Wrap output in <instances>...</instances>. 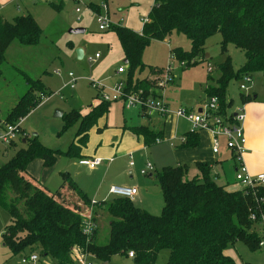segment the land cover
<instances>
[{"label": "trees", "instance_id": "16d2710c", "mask_svg": "<svg viewBox=\"0 0 264 264\" xmlns=\"http://www.w3.org/2000/svg\"><path fill=\"white\" fill-rule=\"evenodd\" d=\"M45 1L56 11L63 5L61 0ZM146 19L140 32L120 25L110 28L117 35L130 72L125 81L127 92H136L142 97L155 95L160 69L144 64L141 54L151 40H164L172 32L181 33L190 41L188 51L181 47L169 50V57L184 68L205 60V40L215 33L221 35L222 51L229 43L243 51V64L234 71L227 58L218 66L221 74L216 85L206 88V97L218 98L222 115L229 113L232 104L231 100H225V88L232 77H251L254 72H260L264 84V0H153ZM40 34L41 29L30 14L16 16L11 21L0 15V67L4 51L12 40L33 45ZM135 69H146V75L133 77ZM24 76L27 90L6 112L2 122L14 124L46 97L38 79ZM253 96L240 94V101L245 104ZM109 104L110 101L101 99L83 114L72 109L62 115L66 125L78 123L64 151L48 148L36 137H25L24 144L0 164V208L9 216L1 242L7 249L8 259L35 253L38 256L36 264H79L75 257L78 251L102 262L117 254L128 257V252L132 251L130 258L134 264H155L158 252L166 249L168 259L164 264H235L225 253L228 245L242 241L250 249L259 248L260 229L257 231L255 224L263 219L264 185L254 192L242 187L228 189L215 182L209 162L178 163L155 171L163 197L159 215L137 207L128 197L92 201L70 177L65 178L90 209L93 227L89 233L83 232L79 208L65 206L58 201L57 190L49 193L24 177L28 164L35 158L50 167L58 155L82 157L81 150L87 143L89 130L105 115ZM139 110L146 114L145 108ZM127 129L140 136L145 146L156 144L157 137L162 139L161 129L146 125L127 126ZM198 144L197 132L188 131L180 147ZM192 167L198 173L191 175ZM102 211H106L110 219L107 237L99 240L98 218Z\"/></svg>", "mask_w": 264, "mask_h": 264}, {"label": "rangeland", "instance_id": "374dc122", "mask_svg": "<svg viewBox=\"0 0 264 264\" xmlns=\"http://www.w3.org/2000/svg\"><path fill=\"white\" fill-rule=\"evenodd\" d=\"M54 1L57 2V0ZM152 4L153 0H63L62 7L56 11L49 8L45 0H0V15L6 20L11 21L16 16L30 14L41 29L36 44L27 45L12 40L4 51V61L0 67L2 73L0 76V122L4 118L6 108L13 106L27 90L24 75L38 79L43 85L46 96L41 98L40 103L25 116L17 120L22 133L14 138V146L20 145L22 138L36 137L42 145L51 149L64 151L68 147L76 133L78 123L66 125L62 115L72 109L78 110L81 114L85 113L90 105L99 103L101 100L99 92L111 95L112 87L118 82L125 85L130 73L114 29L99 30L93 12L105 5L112 22L122 19L121 27L140 32L142 19H146ZM76 8L79 9L78 12ZM79 27L84 29L83 32H69L70 29ZM220 41L219 33L208 37L204 44L205 55H207L205 60L202 63L189 65L187 68H184L176 59L169 57V50L174 47L190 50L189 39L181 33L172 32L164 40H151L143 49L141 61L160 69V75L164 74L162 70L168 64L170 66V81L158 90V95L162 96L167 103L166 112L164 114L154 112L151 120L161 121L166 116V127H173L176 124L179 142L190 126L184 118L176 116V111L184 108L195 110L200 107V103L206 98V88L214 87L221 74L218 66L227 58L230 59L234 71L244 62L243 51L231 43L227 44L222 51ZM69 43L72 46H69ZM77 48L82 50L80 58L76 56ZM208 66L212 67L211 72H207ZM118 67L123 69V73L116 75L114 71ZM145 70L135 69L132 76H144ZM245 77L246 75L232 77L226 85L225 100L232 102L228 109L230 112H234L235 107L241 105L240 94L250 93L264 97L261 73L254 72L250 77L251 83L242 90L239 86L245 84ZM71 78L75 80L72 88L68 84ZM90 81L100 84V90L92 87ZM55 111H61L63 114L56 117ZM136 114L135 106L127 108L120 100L110 101L106 117L100 119L102 120L100 129L97 130L93 126L89 130L87 143L81 150L82 157L58 155L55 163L50 167H45L38 158H35L28 164L29 174L51 192L64 188V184L60 187L63 179L70 177L77 188L90 200L108 199L109 196L105 194V191L102 194L94 191L98 181L104 179L103 163L90 170L83 161L87 159V156L103 159L97 156L99 147L110 143L116 135L120 134L119 127L122 126L124 119L130 122L135 117L139 118L140 123L144 121ZM170 143L174 142L170 141ZM14 146H4L0 143V163L10 158L14 152ZM131 149L134 151L132 157L136 170L142 165L141 162L145 161V155L140 144L138 148ZM114 163L120 164L122 177H129L127 173L129 168L124 157H117ZM139 177L137 187L144 201L143 204L154 211V215H159L163 206V197L155 178V171L151 176ZM113 180L114 178L109 176L104 181L106 189L112 185ZM30 181L36 183L33 179ZM232 182L230 181L229 184H237L235 178ZM139 201L137 198L134 204L145 209ZM84 206L82 202L79 207L80 215L88 212ZM98 219L97 236L101 240L108 235L110 217L106 211H102ZM8 223V214L0 208V264L4 261L6 264H22L18 255L8 259L7 249L2 245L1 233ZM260 226V223L255 224L257 231ZM225 253L233 259L235 264H264V247L250 249L242 241H235L226 247ZM167 259L168 250H160L155 264H164ZM86 261L93 264H134L131 258L119 254L111 256L107 262L92 257H87Z\"/></svg>", "mask_w": 264, "mask_h": 264}, {"label": "crops", "instance_id": "0c3cea01", "mask_svg": "<svg viewBox=\"0 0 264 264\" xmlns=\"http://www.w3.org/2000/svg\"><path fill=\"white\" fill-rule=\"evenodd\" d=\"M61 1L63 3V0ZM70 44L71 43H69V46H72V44L71 45ZM121 73H116V70L114 71V74L116 75ZM254 95L255 96H253V99L251 101L245 104L241 103L240 106L238 105L234 109L236 110V108L239 107L243 109L244 119L242 121V129L246 142H245V150L241 156V160L245 165L247 171L251 175L264 173V97H258V95L256 94ZM205 101L206 98L204 101H202V103H200L201 104L200 107L196 108L195 110L202 108V105ZM9 109L10 107L6 108L4 117ZM136 113L138 117L139 116L142 117V119L144 120L143 122L140 123L139 118H135V117L134 119H131L130 122L124 119L122 126L119 127L120 134L116 135L110 141V143L102 144L99 147L97 151V156H100L103 159L98 166H100L102 163H103L102 165H104V172H103L104 179L98 181V183L96 184V188L94 187L95 193L102 194L105 191V194L109 196L108 199L112 198L113 195L108 192L109 188L106 189L104 183V181L109 176H112L114 178V180L112 181L113 182L112 185L115 184L118 186H135L137 188V192L131 198L133 203L136 201L137 198H139L140 200L139 204L144 206L145 208L144 210H147V212L154 214V211L148 209V207H146L143 204L144 201H142V197H140V190L137 187V183H139V178H140L139 176L142 175L151 176L152 172L157 171L160 168L167 165H176L178 163H193L199 161L209 162L211 164L210 172L214 176L215 182L217 184L224 185L231 190L241 188V185L238 182L236 185L229 184V182L230 181L232 182V179L235 178V171L239 165V161L235 159L234 154L227 147L226 138L224 136L217 137L216 152L212 151V144H213L212 135L209 133V131L205 129L199 130L197 132V135L199 137V144L196 147H180V144L182 142L181 141L179 142L177 140L176 124H174L173 127L171 126L166 127V116L164 117V120L156 121V120H151L152 114H142L139 108H136ZM104 116L106 117V113ZM104 116H102L101 118H103ZM100 119L98 120L97 125L94 126L96 127L97 130H99L101 127L102 120ZM137 125H146L151 129H158V130L161 129L163 133L161 141L152 146H145L143 143V139L140 136L133 134L131 131L127 129V126H137ZM103 126H105L104 121H103ZM186 132H188V130ZM175 139L177 141H175ZM170 141L174 143L171 144ZM23 144L24 142L22 138L20 140V145ZM139 144L143 147L142 152L145 155V161L143 163L141 162L142 165L135 170L134 168L135 162L132 157L134 151L131 148H138ZM20 145L18 146L13 145L14 151L18 149ZM129 154L131 155L133 165H129V157H128ZM117 157H124L126 159L127 167L129 168V169L127 168L128 169L127 173L129 177L124 178L121 176L120 164L114 163ZM86 158L87 159L93 158V156H87ZM40 162L42 161L40 160ZM146 163L152 164L153 171H149L145 174H142L141 170L145 167ZM98 166H95L92 169H95ZM88 169L91 170V168ZM190 173H192L191 175H194L198 173V170L192 167ZM24 177L28 180L33 179L41 188L51 193L50 190H48L46 187L41 185L39 181H37L29 174L27 168ZM63 184L65 185L64 188L61 187ZM60 187H59L60 189H57V191L60 194V197L58 199L60 203L70 208H79L80 205H82V201L73 192V190L68 187L67 183L65 182V179H63V183L60 185ZM66 189H68V191ZM100 200H105V199H98V201ZM84 207L88 211L87 207L86 206ZM263 219H264V214H263Z\"/></svg>", "mask_w": 264, "mask_h": 264}, {"label": "built area", "instance_id": "2783aa9c", "mask_svg": "<svg viewBox=\"0 0 264 264\" xmlns=\"http://www.w3.org/2000/svg\"><path fill=\"white\" fill-rule=\"evenodd\" d=\"M79 1V0H77ZM79 9L76 8V12ZM104 12V13H102ZM94 17L98 24L99 30H104L106 28H111L117 25H120L122 19L112 22L109 18L108 11L105 5H102L101 8L98 7V11L93 12ZM143 22L147 19H142ZM142 22V23H143ZM163 75L156 82L155 95H146L145 97L139 96V93L136 92H127L125 90V85L121 82H118L111 89V95L106 93L99 92L100 99L104 101H117L120 100L123 102V105L128 107L135 106L136 108H145L146 114H153L154 112L164 114L166 112L167 106L162 96L158 95V90H161L165 84L170 81V66L169 64L164 68ZM212 67H207V72H211ZM123 72L121 67L116 69V73ZM72 76V74H69ZM75 80L71 78L69 81L70 88L73 87ZM245 84H240V89L245 90L247 84L251 83V78L246 76L244 79ZM90 85L97 90H100L101 85L90 81ZM229 113H232L229 119ZM226 115H222L219 108L218 98L216 96L206 97V101L203 103L202 108L198 110L190 109H179L176 111V115L184 118L190 129L188 130L191 133H196L199 130L205 129L209 131L212 135V151H217V137L224 136L226 138V145L234 154L235 159L239 161V165L235 171V181L238 182L242 188H248L254 192L255 188L258 186L264 185V173H259L256 175H251L245 165L241 160V156L245 150L246 139L243 134L242 121L244 119L243 109L241 107L236 108L234 112H229ZM18 121L14 124H9L6 122H0V143L4 146L10 145L13 143L16 135H19L21 129L18 126ZM160 138L155 139V143H159ZM184 141V137L181 138V142ZM129 165H133L131 155L129 154ZM111 160V159H110ZM101 158H88L84 160V163L88 168H94L101 163ZM149 171H153V166L150 163H146L145 167L141 170L142 174H145ZM108 192L113 196L117 197H128L132 198L136 192L137 188L135 186H118L112 185L109 187ZM261 200V198H259ZM81 216L83 217V232L89 233L93 224L90 221V209H88L87 214ZM260 228V239L258 241L259 247H264V219L261 220ZM132 251L128 252V257H132ZM75 257L79 264H93L86 261V254L84 252H76ZM20 261L22 264H36L38 261V256L35 253H29L27 256H21Z\"/></svg>", "mask_w": 264, "mask_h": 264}, {"label": "water", "instance_id": "95a60500", "mask_svg": "<svg viewBox=\"0 0 264 264\" xmlns=\"http://www.w3.org/2000/svg\"><path fill=\"white\" fill-rule=\"evenodd\" d=\"M83 28H73V29H70L69 30V32L70 33H81V32H83ZM76 56H77V58H80L81 56H82V50L80 49V48H77L76 49ZM205 56H207V55H205ZM125 62H126V60H124ZM62 115V112L61 111H55V113H54V116H61ZM23 142H24V139H23ZM105 264V263H104Z\"/></svg>", "mask_w": 264, "mask_h": 264}]
</instances>
